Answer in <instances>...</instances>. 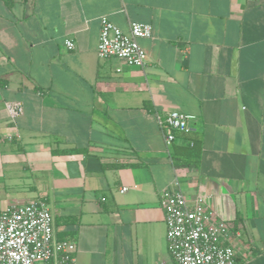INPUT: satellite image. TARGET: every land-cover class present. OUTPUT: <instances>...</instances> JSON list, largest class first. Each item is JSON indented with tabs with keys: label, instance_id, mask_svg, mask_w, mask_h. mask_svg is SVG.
Wrapping results in <instances>:
<instances>
[{
	"label": "crops",
	"instance_id": "obj_1",
	"mask_svg": "<svg viewBox=\"0 0 264 264\" xmlns=\"http://www.w3.org/2000/svg\"><path fill=\"white\" fill-rule=\"evenodd\" d=\"M103 16L152 25L144 67L99 57ZM175 111L195 130L168 146L157 114ZM193 140L197 164L175 165ZM176 179L238 264H264V0H0V211L45 200L75 264H171Z\"/></svg>",
	"mask_w": 264,
	"mask_h": 264
},
{
	"label": "built area",
	"instance_id": "obj_2",
	"mask_svg": "<svg viewBox=\"0 0 264 264\" xmlns=\"http://www.w3.org/2000/svg\"><path fill=\"white\" fill-rule=\"evenodd\" d=\"M100 22L99 57L117 58L128 66L146 65L147 52L140 39L152 37L151 24L132 21L125 31L106 16ZM65 43L69 49L75 48L73 40L67 39ZM9 109L16 116L23 107L15 103ZM192 118L176 111L157 114L168 146L176 141L177 132L190 134L195 130L190 124ZM126 189L123 187L122 191ZM161 206L166 212L171 264H238L237 246L229 225L215 219L217 212L208 204L206 195L190 199L176 179L162 192ZM76 251L75 241L56 239L55 217L45 200L15 203L0 211V264H75Z\"/></svg>",
	"mask_w": 264,
	"mask_h": 264
},
{
	"label": "trees",
	"instance_id": "obj_3",
	"mask_svg": "<svg viewBox=\"0 0 264 264\" xmlns=\"http://www.w3.org/2000/svg\"><path fill=\"white\" fill-rule=\"evenodd\" d=\"M8 7L14 5V0H5ZM194 141L192 146L190 145H176L173 153L171 154L172 161L175 165H184L196 163L198 159L197 144Z\"/></svg>",
	"mask_w": 264,
	"mask_h": 264
},
{
	"label": "rangeland",
	"instance_id": "obj_4",
	"mask_svg": "<svg viewBox=\"0 0 264 264\" xmlns=\"http://www.w3.org/2000/svg\"><path fill=\"white\" fill-rule=\"evenodd\" d=\"M233 242H235V241H233Z\"/></svg>",
	"mask_w": 264,
	"mask_h": 264
}]
</instances>
